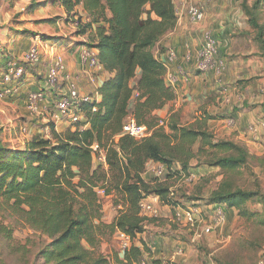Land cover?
Returning <instances> with one entry per match:
<instances>
[{"label": "trees", "instance_id": "16d2710c", "mask_svg": "<svg viewBox=\"0 0 264 264\" xmlns=\"http://www.w3.org/2000/svg\"><path fill=\"white\" fill-rule=\"evenodd\" d=\"M175 1L62 0L68 13L82 7L87 19L84 34L87 30L96 34V41L89 47L98 52L103 68L98 76L107 73L112 77L100 84L97 91L100 101L82 103L81 121L65 131H57L55 123H49L51 138L35 135L23 149L8 147L0 139V213L11 212L49 240L38 253L45 264H113L100 253L102 244L117 232L132 240L144 233V226L150 221L141 215L140 203L144 199L154 196L163 205L178 207L179 203L169 196L168 187L143 178L150 162L170 170L175 165L181 166L188 171L192 159L212 152V165L226 173H235L249 164L250 153L246 148L216 141L207 129L182 127L172 122L168 127L170 133H166L159 126L155 114L174 102L176 93L166 82L167 63L160 61L152 50L176 27ZM262 2L259 0L251 7L242 4L248 25L257 31L255 39L261 44L264 30L256 13ZM41 38L55 45L58 42ZM64 44L59 43L58 49ZM217 46V59L225 61L218 41ZM72 51L74 47L68 49ZM27 64L31 63L16 65L27 70ZM69 72L67 66L66 73ZM64 85L68 83L60 80L55 91L46 93L47 88L43 87L39 92L44 99L45 94H50L57 102L61 99L57 90ZM129 116L138 125L147 126L152 135L143 141L123 136L115 144ZM197 144L198 153L194 152ZM94 145L106 152L108 170L98 161L99 154L92 150ZM98 191H104L106 196L114 193V198L123 200V210L110 224L103 220ZM254 195L243 191L216 192L211 201L242 214ZM5 230L0 221V233ZM142 256V250L133 246L123 258L118 254L115 264H135ZM152 264L164 263L158 259Z\"/></svg>", "mask_w": 264, "mask_h": 264}, {"label": "rangeland", "instance_id": "374dc122", "mask_svg": "<svg viewBox=\"0 0 264 264\" xmlns=\"http://www.w3.org/2000/svg\"><path fill=\"white\" fill-rule=\"evenodd\" d=\"M181 1L185 5V11L190 4L198 5L201 8L205 5L217 4L215 7L221 9L222 15L231 10L229 7L233 2L232 5L236 4L233 10L235 13L239 12L237 13L239 19L231 24L234 27L232 31L245 33V37L242 39L243 43L244 45L248 42L250 44L249 48L242 50L246 54V59L264 56V43L261 44L255 39L257 31L250 28L242 9L243 3L251 7L259 0H235L236 3L234 0ZM256 16L264 30V2L257 10ZM86 23V15L81 6L77 7L74 12L68 13L62 6V0H0V139L8 147L23 149L25 143L35 135L51 138V127H48V124L53 123L52 119L57 113L54 98L50 94H45V99L39 102L38 112L40 111V114H34L28 108L30 97L31 94L40 93L39 91L43 87L47 88L45 83L48 82V67L53 63V58L56 55L57 58H63L64 64L67 66L70 61L66 53L70 47H74L72 52L83 49L80 53L81 59L89 51H94L98 55L96 50L90 48V45L96 41L95 31L87 30V33L84 34L83 27ZM201 31L198 28L197 33L200 39ZM169 36L170 33L163 38V41ZM41 37L55 39V42H58L55 45L51 40L44 41ZM262 41H264V37ZM61 42L65 43L63 47L66 48V52L57 54ZM79 44L83 47H80ZM34 46H37V50L40 51L39 61L34 66L32 63L27 64V70L22 67L23 74L17 79L12 78L5 85L4 75L7 67L27 62V57ZM155 51L152 50L154 55H156ZM169 51L166 53L167 59ZM72 52H68V54H72ZM72 58L74 59V57ZM82 64L88 67L85 61H82ZM24 74L26 76L22 79ZM92 74L95 82L90 81ZM81 75L79 88L82 93L95 97L102 77L91 70H85ZM64 76L65 74L59 76L62 83L65 80ZM20 79L23 81L20 82ZM234 85H238V82ZM4 89L9 92L5 97H2L1 93ZM67 89L68 86L64 85L57 90L58 95L61 96ZM228 90L231 91V87ZM48 92L46 90V93ZM209 92L207 91V93ZM211 93H213L212 97L216 95L215 92ZM41 94L43 93L41 92ZM98 99L100 101V97ZM225 100L227 104L232 102L230 98H225ZM206 101L208 102L210 99L208 98ZM47 103L51 104L50 107ZM203 103L205 102H197L194 98L193 101H187L186 104L178 105L177 102L168 104L163 109L164 112L158 111L155 114L159 118V126H161L160 121H163L166 133H170L168 127L172 122L178 123L182 127L207 129L213 134L216 141L233 142L246 148L250 153L249 164L246 168L235 173H226L212 165L214 157L211 152L207 155L199 154L192 159L188 171L175 165L173 170L166 169L161 178H156L154 170L160 164L150 162L143 178L148 182L162 184L172 190L173 196L170 197L178 202L179 206L173 208L163 205L158 198L157 202L150 201L159 214L158 218L148 216L141 210V215L148 217L150 221L145 224L143 234L138 235L135 240L130 238V247H139L143 252V256L139 260L140 264H152L154 260L158 259L162 260L164 264H258L264 260V131L258 130L257 126L256 128L255 126L250 127V133L254 132L253 135H257L255 137L257 139L253 140L246 128L232 127L233 123H229L232 119L230 115L223 117L213 114V112L209 113L206 110L208 104ZM212 106L213 103L211 108ZM217 111L220 112L219 109ZM235 111H241V109L237 108ZM128 118L134 119L132 116ZM55 125L59 132L65 131L70 126L67 120L57 122ZM261 126L264 127V124ZM119 138L117 137L115 144ZM198 148L199 144L195 146L194 152L198 153ZM101 151L105 155L106 152L103 149ZM177 170L182 172L175 174ZM168 175L171 176L168 177ZM191 176L194 178L189 182ZM236 191L255 194L247 203L246 212L241 214L236 209L228 211L225 206L220 205L225 209L226 215L219 219L220 223L214 226L216 228L210 234H203L204 227L212 224L215 215V204L211 201L214 194ZM98 193L102 198L103 220L110 224L119 217L120 211L123 210V200L120 197L114 198V193L110 196H106L104 191H98ZM189 209L202 213L200 217L196 215L193 225L183 217L180 220L176 218L177 212L182 213ZM0 221L6 229L0 233V264H45L39 258L38 253L49 242L47 238L31 230L11 212L0 213ZM122 234L125 233L117 232L112 239L103 243L100 249V253L104 254L113 264H115L118 254H121L123 258L125 253L123 246L128 241L122 237Z\"/></svg>", "mask_w": 264, "mask_h": 264}, {"label": "crops", "instance_id": "0c3cea01", "mask_svg": "<svg viewBox=\"0 0 264 264\" xmlns=\"http://www.w3.org/2000/svg\"><path fill=\"white\" fill-rule=\"evenodd\" d=\"M234 2L236 3L235 0ZM232 3L229 7L231 10L225 15L221 14L220 8L216 9L217 4L205 5L203 9L206 13V19L198 27V25L191 22L182 1L176 0V27L170 33V36L166 40H162L154 51L157 50L155 56L163 62H167L166 53L169 50H174L177 53L178 59L168 66L166 76L167 84L175 89L176 100L174 102H177L178 105L181 103L186 104L187 101H193L194 98L197 102H205L203 104H208L206 110L209 113L213 112V114H219L223 117L230 115L232 119L229 123H233L232 127L246 128L247 133L254 140L257 135H253L254 132L250 133V127L255 126L256 128L257 126L258 130L264 131V127L261 126V124H264V56L246 59V54L242 50L249 48L250 44L248 42L244 45L242 39L245 37V33L243 31L240 33L232 31L234 27L231 24L239 19L237 14L239 12L235 13L233 10L236 4L232 5ZM198 28L202 30L200 33L201 39L198 38ZM204 31L212 32L219 42L223 59L226 60L224 62L227 64V70L221 77L214 73L206 74L198 71L197 51L202 46ZM247 38L250 37L247 36ZM241 45L243 46L239 49ZM81 51L83 49L72 54H68V51L66 53L70 61L68 68L72 73L83 74L85 70H90L82 64L81 54H79L82 53ZM58 52H66V48L62 47L57 51V54ZM188 53L192 54V61L189 63L184 60ZM50 58L52 57L50 56ZM99 77H102L100 82L102 84L112 75L103 73ZM186 77L190 79L188 82L185 81ZM234 80L238 82V85H234L236 83ZM229 87H231V91L228 90ZM207 91L210 92L207 93ZM211 92H215L216 95L212 97L213 93ZM226 95L228 96L226 97ZM208 98L210 101L207 102ZM225 98H230L232 102L227 104ZM222 100L224 101L219 103ZM216 103L217 105H215ZM237 108L241 111H235ZM164 111L161 110V112ZM239 116L241 119L238 118ZM241 136L243 137V135Z\"/></svg>", "mask_w": 264, "mask_h": 264}, {"label": "built area", "instance_id": "2783aa9c", "mask_svg": "<svg viewBox=\"0 0 264 264\" xmlns=\"http://www.w3.org/2000/svg\"><path fill=\"white\" fill-rule=\"evenodd\" d=\"M187 15L189 16L191 22L195 25H201L204 23L206 19V13L203 8L199 7L198 5L190 4L187 6ZM177 13V12H176ZM86 52V51H85ZM84 52V53H85ZM40 51L37 50V46H34L28 57L27 62L36 64L40 59ZM218 57V46L215 36L212 34L211 31H205L203 33V43L199 52H197V68L200 72L208 73L209 71H213L215 75L221 77L223 73L226 71V65L223 60L217 59ZM178 59L177 53L174 50H170L168 53L167 65L174 63ZM53 66L48 70V77H47V90L51 92V90L56 89L58 87V83L60 81L59 76L61 74H65L64 78L65 81L68 83V90L61 95V99L56 102V112L54 115L55 117L52 119L53 123L61 122L62 120L69 121V124L72 125L81 121L80 113V106L82 103H89L92 101H98V93L96 92L95 97L82 93V90L79 88V82L81 80V74L74 75V73H66L67 68L64 64L63 58H57V55L53 58ZM184 60L189 63L192 61V54L188 53ZM82 61H85V64L88 65V68L91 71H95V73L103 72V68L98 60V55L94 51H89L85 55L82 56ZM23 68L14 64L13 67H8V72L4 76V84L7 85L8 82L11 81L12 78H19L23 74ZM77 76V77H75ZM92 82H95V79L92 76L90 77ZM190 79L186 77L185 81L188 82ZM55 91V90H54ZM1 93L2 97H5L7 92L5 89L2 90ZM264 93V91H263ZM44 100V96L41 93H34L31 94L30 101H29V110L34 114H40L39 109V102ZM47 109V108H46ZM161 127L165 126L163 121H160ZM253 131V130H252ZM152 132L143 125H138L137 122L132 119L128 118L123 126L122 134L119 137L127 136L135 139L136 141H143L150 138ZM92 150L95 153L99 154L98 161L100 163L105 164V168L108 166L106 165V157L104 153L101 151L98 145H94ZM165 165H158V168L154 170L156 173V178H161L166 170ZM168 170V169H167ZM193 176L190 177L188 180L191 182L193 180ZM169 196H173L172 190H170ZM151 202H157L158 197H151L144 199L140 203V209L142 212L148 216L158 218V212L154 208L153 205L150 204ZM214 218L213 223L214 225L206 226L203 229V234H210L216 227L215 225L219 224V219L226 215L225 209L220 205H215L214 209ZM201 212L197 210L189 209L188 211H183L182 213H176V218L179 220L183 217L189 224L193 225L196 221V215L198 217L201 216ZM122 237L125 238L128 242L123 246L124 252L130 250V237L125 234H122ZM129 239V240H128ZM136 264V263H135ZM137 264H140L137 263ZM146 264V263H142ZM258 264H264V260L260 261Z\"/></svg>", "mask_w": 264, "mask_h": 264}]
</instances>
